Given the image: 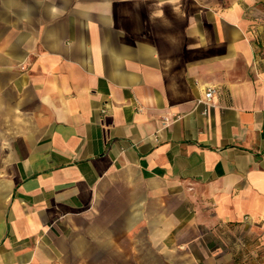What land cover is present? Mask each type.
I'll use <instances>...</instances> for the list:
<instances>
[{
	"label": "crops",
	"instance_id": "crops-1",
	"mask_svg": "<svg viewBox=\"0 0 264 264\" xmlns=\"http://www.w3.org/2000/svg\"><path fill=\"white\" fill-rule=\"evenodd\" d=\"M0 264H264V0H0Z\"/></svg>",
	"mask_w": 264,
	"mask_h": 264
},
{
	"label": "built area",
	"instance_id": "built-area-1",
	"mask_svg": "<svg viewBox=\"0 0 264 264\" xmlns=\"http://www.w3.org/2000/svg\"><path fill=\"white\" fill-rule=\"evenodd\" d=\"M213 93H214V88L213 87L207 88L205 93H204V100L205 101L210 100L212 95H213ZM199 101H201V99Z\"/></svg>",
	"mask_w": 264,
	"mask_h": 264
}]
</instances>
